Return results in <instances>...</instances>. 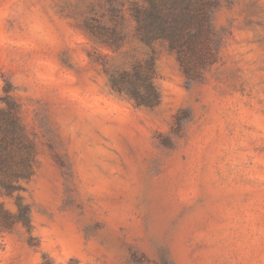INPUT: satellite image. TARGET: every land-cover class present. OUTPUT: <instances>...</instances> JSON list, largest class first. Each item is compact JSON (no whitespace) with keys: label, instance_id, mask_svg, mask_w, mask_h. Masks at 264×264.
<instances>
[{"label":"rangeland","instance_id":"rangeland-1","mask_svg":"<svg viewBox=\"0 0 264 264\" xmlns=\"http://www.w3.org/2000/svg\"><path fill=\"white\" fill-rule=\"evenodd\" d=\"M129 1L0 0V106L9 82L34 158L0 193L31 221L0 231V264H264V0L218 1V57L196 79L136 37ZM111 5L118 47L84 28L113 25ZM151 58L171 85L157 104L113 88Z\"/></svg>","mask_w":264,"mask_h":264},{"label":"trees","instance_id":"trees-1","mask_svg":"<svg viewBox=\"0 0 264 264\" xmlns=\"http://www.w3.org/2000/svg\"><path fill=\"white\" fill-rule=\"evenodd\" d=\"M219 0H131L128 11L134 19L135 35L145 44L165 40L173 49L185 75L196 79L218 57L219 35L212 23V14ZM112 3V1H111ZM123 5V4H122ZM123 8L109 7L113 25L105 21V14H92L84 21L85 30L99 43L118 47L125 39L122 29ZM145 64V65H144ZM155 76L153 58L138 63L133 70L112 73L111 83L118 92H129L138 104L154 105L160 95L152 85ZM140 87L145 93H140ZM0 106V193L12 194L23 189L19 181L33 172V146L23 132L13 101L9 82ZM17 211L12 213L0 202V231L16 223L31 228L29 206L16 197Z\"/></svg>","mask_w":264,"mask_h":264},{"label":"clouds","instance_id":"clouds-1","mask_svg":"<svg viewBox=\"0 0 264 264\" xmlns=\"http://www.w3.org/2000/svg\"><path fill=\"white\" fill-rule=\"evenodd\" d=\"M158 82L161 83V84H165L166 86H169V87L171 86V85H168L167 84V81L166 80L157 81L156 77H153L152 78V85H153V87H156ZM20 187H23V185H20ZM12 211H15V209H12Z\"/></svg>","mask_w":264,"mask_h":264}]
</instances>
